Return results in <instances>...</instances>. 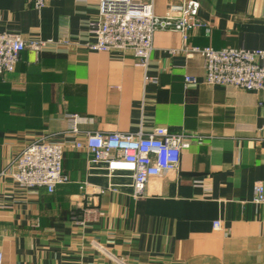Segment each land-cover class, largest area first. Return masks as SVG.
I'll return each instance as SVG.
<instances>
[{"label":"crops","instance_id":"obj_1","mask_svg":"<svg viewBox=\"0 0 264 264\" xmlns=\"http://www.w3.org/2000/svg\"><path fill=\"white\" fill-rule=\"evenodd\" d=\"M141 1L161 17L186 0ZM191 1L208 31L183 42L156 30L144 67L129 53L86 48L99 0H51L39 10L0 0V33L51 40L0 75V173L44 139L66 145L69 177L48 192L0 176V264H264V203L253 201L254 184L264 183V91L206 84L202 56L181 50L264 51V0ZM185 76L197 83L186 86ZM68 115L79 133L68 132ZM158 126L196 137L178 168L151 177L137 199L128 174L89 169V154L71 147L85 132Z\"/></svg>","mask_w":264,"mask_h":264},{"label":"built area","instance_id":"obj_2","mask_svg":"<svg viewBox=\"0 0 264 264\" xmlns=\"http://www.w3.org/2000/svg\"><path fill=\"white\" fill-rule=\"evenodd\" d=\"M35 9H41L51 0H29ZM197 4L191 0L170 5L167 14L156 16L152 4L141 0H99L98 14L88 23V32L94 40L86 43L92 51L129 53L136 64L146 66L152 49L153 36L158 29L178 32L183 42L188 32L205 28L197 17ZM67 40H65L66 42ZM51 40H24L18 33H0V75L15 69L20 53L30 48L40 52ZM186 55L199 53L204 61L206 84L230 85L247 91H264V51L235 48L213 49L187 47ZM185 85L196 84L197 79L185 76ZM71 134L79 133L77 115H68ZM194 135L171 133L165 127H154L148 132H85L84 140L74 141L71 147L84 149L88 154L89 169L100 166L107 175L126 173L132 179L131 195L142 196L151 177L176 170L182 150L189 146ZM66 145L44 139L26 145L4 166L0 176H8L20 188L45 187L52 192L57 185L69 182L62 170V155ZM98 193H104L100 189ZM255 203H264V183L254 184ZM219 228L220 222L213 223ZM0 254V262H1Z\"/></svg>","mask_w":264,"mask_h":264}]
</instances>
